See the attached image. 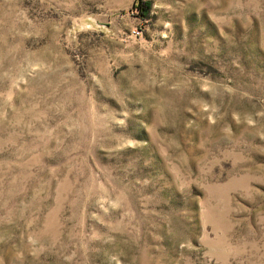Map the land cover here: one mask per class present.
I'll list each match as a JSON object with an SVG mask.
<instances>
[{"label":"rangeland","instance_id":"1","mask_svg":"<svg viewBox=\"0 0 264 264\" xmlns=\"http://www.w3.org/2000/svg\"><path fill=\"white\" fill-rule=\"evenodd\" d=\"M0 264H264V0H0Z\"/></svg>","mask_w":264,"mask_h":264}]
</instances>
